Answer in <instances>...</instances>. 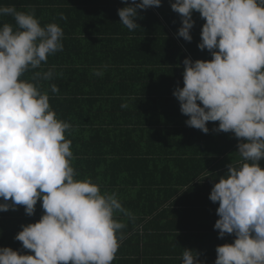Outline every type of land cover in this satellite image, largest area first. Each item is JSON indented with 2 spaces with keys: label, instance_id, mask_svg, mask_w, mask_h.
Segmentation results:
<instances>
[{
  "label": "clouds",
  "instance_id": "clouds-1",
  "mask_svg": "<svg viewBox=\"0 0 264 264\" xmlns=\"http://www.w3.org/2000/svg\"><path fill=\"white\" fill-rule=\"evenodd\" d=\"M121 2L127 6L117 15L130 31L139 28L138 10L161 6V0ZM170 7L180 16L177 36L186 42L192 40L193 13H199L205 22L197 48L211 55L210 61L182 62L183 87L172 95L188 117L186 126L208 134L206 124L218 122L213 132L233 133L240 141L241 163L226 166L208 197L218 203V238L234 236L215 248L214 264H264V0H174ZM3 16H11L15 27L0 25V212L23 206L31 217L41 201L43 214L14 237L34 255L2 247L0 264H112L126 227L115 214H131L116 193L102 194L91 179L74 178L65 137L72 126L57 118L46 92L21 79L63 50V30L55 23L41 26L34 12L14 6H0ZM52 75L36 72L32 79ZM51 91L60 89L53 84ZM199 256L184 249L182 264H205Z\"/></svg>",
  "mask_w": 264,
  "mask_h": 264
},
{
  "label": "trees",
  "instance_id": "trees-1",
  "mask_svg": "<svg viewBox=\"0 0 264 264\" xmlns=\"http://www.w3.org/2000/svg\"><path fill=\"white\" fill-rule=\"evenodd\" d=\"M11 2L14 1L0 0L1 6ZM170 2L174 0H161L158 8L138 10L140 18L135 22L139 28L130 31L120 23L117 15L118 9L127 6L121 0L64 1L66 19L60 25L63 30V50L49 55L47 62H42L39 68L25 72L29 82L37 84L40 91L48 94L50 106L56 115L67 114L71 110L78 111L79 115L95 116L122 113L123 120L107 115L105 119L97 116L98 119L65 122L79 127L80 143L72 162L77 173L75 179L90 178L100 186L102 194L116 193L123 208L129 207L138 193L135 188L137 184L133 182L136 176L142 177L143 174L144 177L155 178L157 186L165 194L173 188L177 191L185 181L190 180L195 185L198 177L209 181L222 169V165L217 164L219 157L230 154L240 142L233 133L213 132L218 122L206 124L209 133H216L217 136H209V133L204 134L186 126L188 117L181 114L179 102L172 95L175 87H183L182 62L185 58L210 61L211 55L207 50L197 48L201 27L205 22L199 13H193L195 23L190 30L192 40L186 42L177 36L181 27L180 16L171 10ZM34 15L39 19L36 12ZM8 17L15 23L11 16H3L0 17V25L8 23ZM62 65L70 68L63 76L79 83L76 91L62 85L58 87V93H53L44 85L40 87L39 82L44 80L32 79L36 72L44 73L50 67ZM94 70L102 71L103 75H94ZM53 76L60 75L53 73ZM93 96H101L102 100H106L105 106L89 104ZM148 102L152 103V107H146ZM125 103L128 106L122 108L121 105ZM146 111H154L158 117L168 116L167 121L153 120L158 125L157 129L150 131L154 139H146L144 130L135 132L138 128L153 126L152 121L144 116ZM117 121L118 124L114 123ZM117 126L132 128V133L124 129L123 141L119 135L110 136L116 133ZM135 134L137 138H134ZM118 139H121L120 144L116 142ZM140 163H144L151 171L145 165H141L140 170ZM96 166H99V171L94 169ZM103 166L108 169L107 173H114L108 180L99 182L96 174L102 171ZM184 173H188L185 176L188 180L182 179ZM37 204L40 209L41 201ZM4 221L6 219H0V224ZM4 240L0 237V243ZM9 248L20 254L34 255L23 249L16 240Z\"/></svg>",
  "mask_w": 264,
  "mask_h": 264
},
{
  "label": "crops",
  "instance_id": "crops-1",
  "mask_svg": "<svg viewBox=\"0 0 264 264\" xmlns=\"http://www.w3.org/2000/svg\"><path fill=\"white\" fill-rule=\"evenodd\" d=\"M14 2L8 3L6 6H14L18 11L30 12L34 11L38 14V20L40 24L45 26L50 23H55L58 26L63 24V20L60 16H64L65 3L68 0H13ZM35 2V3H34ZM1 6V4H0ZM84 8V7H83ZM44 13H43V12ZM9 24L12 23L10 17L6 19ZM46 69V68H45ZM68 67L53 66L48 68L54 74L60 75L59 77H52V80L40 81L39 85L46 86L51 90V85L55 84L57 87L66 85L70 90L79 89V83L72 81L71 78L63 76L67 74ZM64 77V80H63ZM21 79L29 80L27 73L21 77ZM43 80V79H42ZM183 84V81H182ZM89 104L105 106V101L101 96H93L90 98ZM113 99V97H112ZM152 107V103H146V107ZM154 111H146L145 117L152 121V127L138 128L135 132L144 130L146 139H154L152 129H157L158 125H155L153 120H159V122L167 121L168 116L163 115L158 117ZM113 119L123 120L122 113H109L107 114ZM106 114L97 115L99 118L105 119ZM58 119L63 121H76L97 118L95 115H79L78 111L71 110L69 113H59L56 115ZM118 124L117 122H114ZM72 126V125H71ZM124 129L125 126H117L116 133H111L110 136H120L122 141L125 139ZM79 127H71L69 132L65 133L66 139L71 141V148L73 155L77 150L80 143L79 140ZM132 133V132H130ZM209 136H217L216 133H209ZM137 138V135H134ZM121 139L116 140L117 144L121 143ZM100 147V146H99ZM98 147V148H99ZM237 146L232 148L230 154L226 156H220L217 164L222 165V169L216 172L217 176L207 181V178L196 179V184L185 181L179 186L176 191L175 188L171 189L169 193L165 194L157 186L155 178H147L149 176L142 177L136 176L133 180L138 193L135 200L130 202L129 207L125 209L131 214L125 216L122 213H116L115 218L118 221L123 222L126 227L122 229L123 239L120 241L119 248L115 255V259L112 264H182V251L189 249L200 253L199 259L203 260L205 264H214L216 259L215 248L224 244H231L234 240V236L226 235L223 239L218 238V231L214 230L215 221L218 219L216 215V208L218 203H212L208 197L214 183L219 181V177L223 176L227 172V165L233 164L239 166L241 158L237 154ZM74 160H71V166ZM79 162V156H78ZM262 169H264V161L259 162ZM140 163L138 165L141 170ZM146 166V165H145ZM147 167V166H146ZM96 171H99V166L94 167ZM149 171L150 168L147 167ZM107 168L102 167V171L96 174V179L100 181L108 180L111 178L114 172L107 173ZM189 172V171H188ZM219 173V174H218ZM153 175V172H150ZM188 173H184L182 179H187ZM150 175V176H151ZM91 177V176H90ZM123 177V174L122 176ZM207 177V176H206ZM75 178V177H74ZM147 178V179H146ZM90 179V178H86ZM140 185L147 186L138 188ZM203 185V187H200ZM39 205H35V213L29 217L25 214L23 206H17V210H9L7 212H0V219L4 218L6 221L0 224V237L5 239L0 243V248L9 247L13 241L15 235L21 231V225H27L30 223L38 222L40 216L43 214L42 208L39 209ZM5 228V231L3 230Z\"/></svg>",
  "mask_w": 264,
  "mask_h": 264
}]
</instances>
